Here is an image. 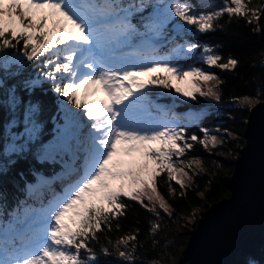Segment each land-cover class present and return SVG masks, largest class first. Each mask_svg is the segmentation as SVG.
<instances>
[{
	"label": "trees",
	"instance_id": "trees-1",
	"mask_svg": "<svg viewBox=\"0 0 264 264\" xmlns=\"http://www.w3.org/2000/svg\"><path fill=\"white\" fill-rule=\"evenodd\" d=\"M129 1L135 3L129 5ZM161 2L185 6L166 28L174 47L178 43L198 47L194 55L176 62L183 70L206 69L201 59L204 47L213 51L221 66H234L214 70L221 83L211 87L215 91L210 98L206 97L210 89L204 96L187 98L167 74L156 80L154 93L172 97L166 111L173 113L175 100L181 98L201 107L204 116L179 126V149L150 154L159 165L151 181H142L129 195L109 192L106 203L86 208L65 244L69 264H177L191 233L185 221L198 209L205 211L229 196L233 157L245 145L244 140L226 136L218 146L205 145L206 130L221 127L242 135L250 109L241 101L264 100V0H122L130 7L137 32ZM40 28L36 24L25 36L14 21L0 19V222L58 190L59 184L47 188L46 196L32 201L24 195L26 185L37 175H51L60 163H67L66 158H41L45 149L62 145L63 140L54 141V137L68 127L65 90L71 68L65 64L62 43ZM72 102L76 104L73 98ZM28 123L36 128L34 136H22L15 141L19 146L9 151L12 138L24 134ZM195 161L201 163L203 175L193 176L183 187L174 179V171H189ZM238 260L264 264V247L259 255H239Z\"/></svg>",
	"mask_w": 264,
	"mask_h": 264
},
{
	"label": "rangeland",
	"instance_id": "rangeland-1",
	"mask_svg": "<svg viewBox=\"0 0 264 264\" xmlns=\"http://www.w3.org/2000/svg\"><path fill=\"white\" fill-rule=\"evenodd\" d=\"M7 2L12 6L8 7L5 0H0V17H15L18 25L33 26L46 23L54 34L60 36L61 40H66L70 28L82 35L80 45L75 41L66 43L72 51L69 57V62L72 63V76L67 87V100L71 110L70 122L77 123L79 127L74 133L69 135L63 133L61 136L67 138L68 135L70 141L66 150L67 155L69 151L77 155L78 159H81L79 161H87V165H90L85 173H80L78 176H88V178L85 177L86 179L76 187L71 184L62 194L55 195L43 210L34 209L28 213L20 223L21 230L12 231L7 227L0 230V237L7 241L13 236L22 238L25 233L29 237L19 245L14 244L13 247L2 249L0 264H20L22 257V264H52L53 261L66 264V260L61 258L60 253L54 251L50 244L58 225L66 227L71 221H77L85 206L100 199L102 190L114 191L118 195H129L142 181H151L158 173L159 165L149 158V153L163 145L168 148L171 145L172 148L179 149L177 126L181 123L186 126L191 125L204 116V110L201 107L189 105L178 98L176 99L177 112L172 113L176 119L174 121L167 116L168 113L159 101H149L146 93L150 89V77L169 67L168 58L161 51H156V48L168 38L165 34L166 28L172 17L184 10V6L163 2L156 4L154 21L148 20L147 24V33L150 35L126 47L128 41L124 39V31L116 24L126 19L128 13L125 10L121 13L107 5L99 6L92 0H58L56 4L42 1L40 2L42 5L37 8L35 2L31 3L30 0L27 2L7 0ZM66 2L74 3L78 7L69 8ZM27 19H31V23L26 24ZM97 19L107 21L111 27L115 28L108 31V40L102 39L106 35L94 37L88 33L87 25L97 22ZM103 42L105 46L99 48L102 54L103 51L107 54L110 52L125 54L135 49L137 55L141 57H151L149 54L156 57V59L153 58L155 59L153 66L141 72L142 83L134 87L131 85L134 83V77L123 80L111 77L109 72L113 70V66L109 63L105 67L107 68L105 73L99 72L97 68L93 70L89 68L95 61L90 48ZM197 50V46L180 48L175 55L189 58ZM201 59L207 65L206 69L190 68L181 78L172 81L173 86H181L187 98L204 96L208 89L210 92L206 97L210 98L215 91L211 87L221 83L214 70L234 66V63L221 66L217 63V57L213 55V51L207 47L203 48ZM78 60L80 63H77ZM122 88L125 90L122 92L123 99L120 100L113 94ZM73 97L83 98L86 105L82 107L74 104ZM250 103L255 105L258 102ZM90 121L91 123L87 125ZM82 125H84L83 145L79 147L77 136H80L79 130ZM35 132L34 125L28 123L24 134L12 138L8 150L13 151L19 146L15 142L17 139L22 136L32 138ZM206 133L203 141L205 145L218 146L226 137L240 141L244 139L243 134L227 131L221 127H211L206 130ZM81 155H84L83 159ZM56 156H61L59 149L56 148L46 149L41 154V158L49 161ZM132 159H134L133 162L138 160L140 167L131 165ZM203 172L201 163L195 161L189 171L184 168L175 170L174 179L186 187L193 180V176L203 175ZM42 180L43 178H39L35 185L29 187V192L32 193L35 189L42 187L45 181ZM201 210L204 211L203 208L198 209L185 221L188 228L192 229V225L199 220L197 216L201 214ZM34 226L41 227V230L31 235ZM32 250L34 254L31 253ZM252 264L255 263L252 261Z\"/></svg>",
	"mask_w": 264,
	"mask_h": 264
},
{
	"label": "water",
	"instance_id": "water-1",
	"mask_svg": "<svg viewBox=\"0 0 264 264\" xmlns=\"http://www.w3.org/2000/svg\"><path fill=\"white\" fill-rule=\"evenodd\" d=\"M230 194L193 224L177 264H240L264 247V100L249 111Z\"/></svg>",
	"mask_w": 264,
	"mask_h": 264
},
{
	"label": "bare ground",
	"instance_id": "bare-ground-1",
	"mask_svg": "<svg viewBox=\"0 0 264 264\" xmlns=\"http://www.w3.org/2000/svg\"><path fill=\"white\" fill-rule=\"evenodd\" d=\"M67 7L74 8L73 4L67 3ZM108 26L109 24H106L105 22H98V23H90L88 27V33L92 36H100V35H106L108 33ZM153 56L148 57H141L135 53V51L131 53H125L123 55H119L117 53H111L107 59H109L111 62H113L116 67L115 71L111 70V76L113 78H119V79H125L134 77V85L138 86L142 82V74L141 72L144 69L151 68L153 66V63L155 62V59H153ZM99 61H97L98 63ZM125 89L122 88L120 91L114 93L113 95L119 98L120 100L123 99L122 92ZM76 160V159H74ZM130 161V164L134 167H140V162L138 160H135L133 162ZM80 180V179H79Z\"/></svg>",
	"mask_w": 264,
	"mask_h": 264
},
{
	"label": "built area",
	"instance_id": "built-area-1",
	"mask_svg": "<svg viewBox=\"0 0 264 264\" xmlns=\"http://www.w3.org/2000/svg\"><path fill=\"white\" fill-rule=\"evenodd\" d=\"M231 102L232 103H236V102H239V101L234 100V101H231ZM241 104L246 105L247 107H249V109H252L254 107V104H251L249 101H241ZM233 158L236 159L237 156H234Z\"/></svg>",
	"mask_w": 264,
	"mask_h": 264
}]
</instances>
